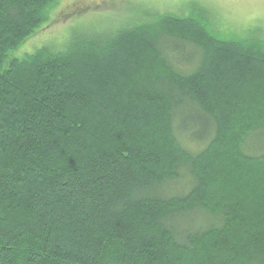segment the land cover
I'll return each instance as SVG.
<instances>
[{
	"label": "trees",
	"instance_id": "1",
	"mask_svg": "<svg viewBox=\"0 0 264 264\" xmlns=\"http://www.w3.org/2000/svg\"><path fill=\"white\" fill-rule=\"evenodd\" d=\"M57 2L0 0V264H264V38L199 7L9 57ZM183 170L191 189L163 197ZM188 211L206 223L179 232Z\"/></svg>",
	"mask_w": 264,
	"mask_h": 264
},
{
	"label": "rangeland",
	"instance_id": "2",
	"mask_svg": "<svg viewBox=\"0 0 264 264\" xmlns=\"http://www.w3.org/2000/svg\"><path fill=\"white\" fill-rule=\"evenodd\" d=\"M199 7L209 12L214 29L223 38L253 35L264 38V0H58L48 8V21L17 50L10 53L9 57L22 58L46 45L53 51H61L75 42H100L118 31L140 23L153 22L158 15L189 17ZM162 40L159 39L158 44L174 64L188 68L198 61L199 57L194 48L187 42L176 39L165 44ZM4 67L5 65L2 68ZM194 67L185 73L191 72ZM185 132V138L194 140L199 135L202 136L204 131L199 126ZM176 136L180 141L183 140L181 133L176 132ZM254 140L261 149L257 147L256 151L248 154L264 152V130L258 132ZM182 144L192 153L204 148L183 141ZM193 184L192 176L183 170L180 171L178 179L165 183L159 192L163 197H180L185 195ZM197 214L188 211L177 218V230L181 232L205 225L206 221Z\"/></svg>",
	"mask_w": 264,
	"mask_h": 264
}]
</instances>
